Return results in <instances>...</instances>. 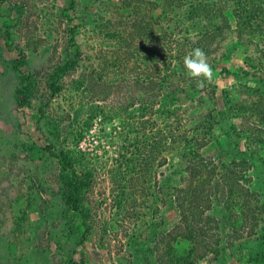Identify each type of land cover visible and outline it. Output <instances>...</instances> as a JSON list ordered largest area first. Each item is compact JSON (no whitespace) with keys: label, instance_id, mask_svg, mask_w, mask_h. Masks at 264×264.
Masks as SVG:
<instances>
[{"label":"rangeland","instance_id":"1","mask_svg":"<svg viewBox=\"0 0 264 264\" xmlns=\"http://www.w3.org/2000/svg\"><path fill=\"white\" fill-rule=\"evenodd\" d=\"M174 1L0 0V264H264V0ZM210 185L205 234L176 199Z\"/></svg>","mask_w":264,"mask_h":264},{"label":"trees","instance_id":"2","mask_svg":"<svg viewBox=\"0 0 264 264\" xmlns=\"http://www.w3.org/2000/svg\"><path fill=\"white\" fill-rule=\"evenodd\" d=\"M181 0H176L174 1L171 5L172 7L180 2ZM221 24L226 27L229 28L228 25V21L227 18L225 16H223V21L221 22ZM78 64V57H76L75 59H71L69 61H67L64 65H62L61 67H59L58 72L59 73H66L69 72L70 70H73L76 65ZM24 82L27 84L23 89H19L17 91V97L19 99L18 104L20 107H24L26 106V104L28 103L29 100V96L31 93V86H32V81L30 80V78L28 79L27 77H24ZM48 150H52L51 147H48ZM54 154V153H51ZM58 159H60V161L68 166L70 168V176H68L67 179V183H66V188L64 190V200L67 203V205L72 208L75 212H79V214H81V206L79 205L80 202V194L82 192V189L84 187V182L80 179V177L74 172L73 170V165L69 160V157L65 154V153H61L60 155H55ZM236 165V163H235ZM239 165H247V162H242ZM185 172L187 173V175L189 176V178L185 179L186 181H190V179H199V177L202 176V174H196V168L193 167L191 165V162L188 163V166L185 170ZM217 184V183H216ZM233 187H237L238 189H240L244 195H247L249 197V199H247V201H245L244 206H245V210L246 208H248L249 205H252V200L255 197V194L249 190L246 189L245 187H241V184L239 183V181H233L232 183ZM190 186V185H189ZM203 188V187H202ZM202 188H199L198 193L196 194L195 191L193 192V194L191 195L192 197L188 200V202H185V198H178L177 197V205L179 208V211L181 213H184L185 216L184 219L188 218V221L190 222L191 225V229H194V225L198 224L199 227H201V230L203 231L204 229L202 228V223H212L214 220L211 219V215L209 214L210 210L212 209V195L213 194H217L218 190L217 187H212L211 185L207 188L209 193L204 192V190ZM212 189H214L215 191L213 192ZM180 193H184L185 191L183 189H178ZM213 193V194H212ZM180 199V202H178V200ZM257 202V201H256ZM83 212V211H82ZM247 216V215H246ZM203 233L206 234V231H203ZM207 256V253H205L202 256H198L196 257V254L194 252V254L192 255V258L190 260V262L192 261L193 263H196L198 261H200L201 259H203L204 257Z\"/></svg>","mask_w":264,"mask_h":264},{"label":"clouds","instance_id":"3","mask_svg":"<svg viewBox=\"0 0 264 264\" xmlns=\"http://www.w3.org/2000/svg\"><path fill=\"white\" fill-rule=\"evenodd\" d=\"M183 66L186 75L196 82L198 88L214 82L215 73L203 49L194 48L186 54L183 58Z\"/></svg>","mask_w":264,"mask_h":264}]
</instances>
